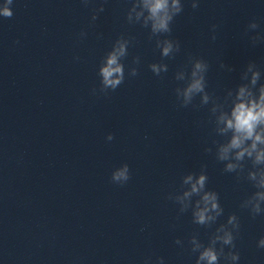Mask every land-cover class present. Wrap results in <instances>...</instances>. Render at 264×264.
Listing matches in <instances>:
<instances>
[{
	"label": "clouds",
	"instance_id": "9594fccd",
	"mask_svg": "<svg viewBox=\"0 0 264 264\" xmlns=\"http://www.w3.org/2000/svg\"><path fill=\"white\" fill-rule=\"evenodd\" d=\"M87 3V0H84ZM13 0H4V6L0 8V17L11 18L14 13L9 7ZM143 7L147 11V16L143 22L140 17L143 12H137L135 19L132 13L137 7ZM192 7L195 9L198 4L193 0ZM101 6L97 11H103ZM183 10L181 0H133L131 7L127 11V21L129 23H140L142 27L150 28V39L156 37V47L160 49L162 58H171L179 52L180 44L169 38L160 39L162 34H170L171 24L174 18ZM94 14L92 20H96ZM149 22L150 27H149ZM213 25V30H215ZM258 24L253 21L248 25L249 30H255ZM85 33H81V36ZM215 39V36L212 37ZM253 44L264 41V37L252 36ZM131 43L130 38L119 36L112 44L111 50L105 56L106 63L100 69L102 76L100 92L107 94L108 90L115 91L125 80L124 65L121 61L128 55V48ZM191 63L190 75L184 70L180 75H175L176 80H183L184 86L175 89L177 100L181 107L192 104L196 96L200 97V105H208L211 101L210 112L214 118V131L224 137L223 142H216L215 158L224 164V171L236 173L237 178L243 177L256 189L251 195L246 197L240 207L247 209L252 218L264 215V84L259 86L258 97L247 85L239 86L235 99L228 107V97L232 96L229 89L227 95L220 102L207 90L206 73L209 65L202 58H189ZM134 65L140 64V57L133 59ZM221 67H225L221 64ZM150 70L156 76L168 71L166 63H151ZM258 68L255 62H249L243 72V78H247L251 72V84L255 86L260 78V71H253ZM232 69H229L231 71ZM129 76H137V67H130ZM96 91L95 89L93 90ZM227 109V110H226ZM113 135L109 134L106 139L111 141ZM206 152H212L211 148H206ZM246 162H250L251 167L246 168ZM130 169L127 163L116 168L111 174L112 182L123 185L130 180ZM208 175L206 165L201 166L199 173H189L182 177L181 187L190 185V190L183 191V195L170 194L169 199L176 202L181 213L191 209L192 221L194 224L211 227L217 219L223 215L224 209L219 201V194L207 188ZM193 194L198 196L194 204L191 201ZM240 229V223L235 213L230 214L226 223L220 224L209 237L208 243L204 244L197 235H192L189 244L191 252L197 254L195 264H219L221 257L226 264H237L240 259L239 252L233 251L236 234ZM176 244L182 245V241L177 239ZM219 243L220 247H217ZM228 246L226 253L224 247ZM257 247L264 248V236L257 242ZM145 264H148L146 261ZM158 264H164L162 257L158 258Z\"/></svg>",
	"mask_w": 264,
	"mask_h": 264
}]
</instances>
